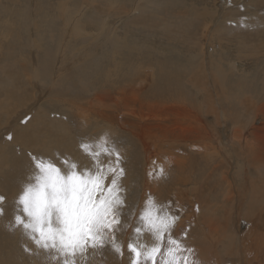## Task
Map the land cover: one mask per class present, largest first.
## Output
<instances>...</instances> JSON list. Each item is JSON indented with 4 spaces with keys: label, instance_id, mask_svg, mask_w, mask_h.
<instances>
[{
    "label": "rangeland",
    "instance_id": "obj_1",
    "mask_svg": "<svg viewBox=\"0 0 264 264\" xmlns=\"http://www.w3.org/2000/svg\"><path fill=\"white\" fill-rule=\"evenodd\" d=\"M76 21L80 35L64 42L63 29ZM263 31L264 0H0V149L7 145L10 153L0 155L20 160L5 168L21 169L13 174L32 169L28 153L56 160L57 153L72 152L82 162L80 141L107 134L126 160L128 203L143 202L146 188L162 211L178 215L176 236L205 259L194 260L210 264L203 242L211 232L207 238L202 227L212 226L213 212L222 235L215 231L208 250L219 263L264 264ZM56 75L63 82L48 87ZM154 112L159 116L147 120ZM239 139L244 152L234 147ZM247 149L258 156L250 155V180L239 183ZM198 185L200 199H194L189 189ZM0 194L8 196L6 211L17 206ZM13 224L0 225V250L12 252L10 263L51 264ZM122 232L117 239L129 242L131 229ZM126 259L127 250L121 258L105 249L89 262Z\"/></svg>",
    "mask_w": 264,
    "mask_h": 264
},
{
    "label": "snow or ice",
    "instance_id": "obj_2",
    "mask_svg": "<svg viewBox=\"0 0 264 264\" xmlns=\"http://www.w3.org/2000/svg\"><path fill=\"white\" fill-rule=\"evenodd\" d=\"M79 148L86 162L59 153L56 160L28 153L32 171L15 197L19 211L10 227H20L54 264H90V255L105 249L121 258L127 250L130 264H188L194 250L174 234L179 216L162 211L151 194L142 204L128 203L126 160L116 142L109 144L103 134L96 141L82 139ZM6 201L0 194V216ZM128 228L133 236L125 249L117 234ZM145 236L151 242H139ZM24 249L31 253L27 245Z\"/></svg>",
    "mask_w": 264,
    "mask_h": 264
},
{
    "label": "bare ground",
    "instance_id": "obj_3",
    "mask_svg": "<svg viewBox=\"0 0 264 264\" xmlns=\"http://www.w3.org/2000/svg\"><path fill=\"white\" fill-rule=\"evenodd\" d=\"M116 2H118V0H115ZM68 4H70V2L68 3ZM64 5V4H63ZM71 5V4H70ZM252 12V11H251ZM234 13H235V10H234ZM234 13H232V14H234ZM68 16L70 17V16H72V12H70V10L68 11ZM190 19V18H189ZM191 20V19H190ZM239 20V19H238ZM241 22H242V20H241ZM68 24V23H67ZM82 25V23L80 22V25H79V22L78 21H76L74 24H73V29L72 28H70V27H65L64 29H63V31H64V42H67V38H69V36L71 35L72 37H75V36H77V35H80V31H82V29H81V26ZM38 30H40V29H38ZM74 30V31H73ZM243 30V29H242ZM239 31V30H238ZM257 31V30H256ZM217 32V31H216ZM264 32V31H263ZM17 33V32H16ZM17 35V34H16ZM215 35V34H214ZM224 35V34H223ZM229 39V38H228ZM83 40V39H82ZM215 40V39H214ZM95 41V40H94ZM78 43H79V41H78ZM87 49V48H86ZM69 50V49H68ZM82 50H83V48H82ZM66 51L64 50V47L62 48V50H61V53L62 54H64ZM74 64V63H73ZM77 65V64H76ZM63 72H64V70H62L61 72H60V75L62 76V74H63ZM48 74V76H49V72L47 73ZM60 75H56L55 77H54V80H55V82L53 83V84H51L50 83V78L48 79L49 80V83H50V86H48V87H51V86H57V85H60L63 81H62V77L60 76ZM39 77H40V80H41V72L39 71ZM60 77V78H59ZM125 77V76H124ZM127 78V77H126ZM128 78H130V79H132L131 77H128ZM42 79H45L44 77H42ZM61 80V81H60ZM45 83V82H44ZM43 83V84H44ZM97 98L98 99H100V97L99 96H97ZM75 99V98H74ZM184 99V98H183ZM186 102V101H185ZM190 104H193L194 103V101H190L189 102ZM245 103H248V100L245 102ZM197 106H202L201 104H197ZM124 108H125V111H127L129 114H131V111H130V108H129V106L125 103L124 104ZM119 109V108H118ZM131 110H133L132 108H131ZM119 111H121V109H119V110H117V112H119ZM120 113V112H119ZM115 115V114H114ZM118 115V114H117ZM155 116H159V113H157V112H154L153 113V115L152 116H150V114H148V116H146V119L147 120H149L151 117H153V118H155ZM136 118H140L139 116H137ZM207 119V118H206ZM238 125V124H237ZM239 125H243V124H239ZM131 126L133 127L134 125L133 124H131ZM145 127H147V126H145ZM150 129V128H149ZM257 132H260V131H258V129H257ZM256 132V133H257ZM259 134V133H258ZM261 134V133H260ZM21 138H19V140H20ZM236 139V138H235ZM194 142H196L197 140L196 139H194L193 140ZM3 142V141H2ZM7 143V142H6ZM236 145H238V146H241V151H243L244 152V150H245V146H243L244 145V142H242L240 139H239V142L238 143H236L235 145H234V147H236ZM252 147H254L253 145H252ZM8 151V146L7 145H5V146H3V147H1V149H0V152H7ZM251 151V150H250ZM250 151H248V149H247V152H245V163L248 165L247 167V169L243 166V165H240L239 167H240V171L241 172H243L244 173V177L243 176H241V178H240V180H239V183H242L243 182V179L245 180V179H249L248 177H247V174L249 173V172H251V170H252V166H251V163H250V161H249V158H250V155L256 160V158H257V152H256V154L254 155L252 152H250ZM8 153L9 152H7V155H8ZM69 153V154H68ZM67 153V156L68 155H71V154H73L72 152H68ZM71 153V154H70ZM78 153H80V155L81 154H83V153H81V152H78ZM241 153V152H240ZM6 154V153H5ZM217 154H218V152H217ZM234 154H236L237 155V152L236 153H234ZM9 155H10V153H9ZM239 155H241L242 156V154H239ZM83 156H84V154H83ZM83 156H82V162H84V160H83ZM71 157V156H70ZM73 157V156H72ZM71 157V158H72ZM239 157V156H238ZM244 157V156H243ZM15 157H13V156H11V158L9 159V158H5L4 156H2V155H0V179L2 180V182H1V184H0V190L3 192V193H7V195H9V198H11L12 200H15V197H16V195H17V193L21 190V187H22V185L25 183V182H27V179H28V176L30 175V173H31V171H32V169H29V170H26L24 173H14L13 174V172L14 171H12V170H15V169H12L11 170V168H10V170L9 169H7V168H5V167H10L11 165H16V166H18L19 165V163H20V160L18 159V158H15ZM73 159H76V158H73ZM85 159V158H84ZM239 160V159H238ZM79 161H80V159H79ZM262 164H264V163H262ZM21 165V164H20ZM257 165V164H256ZM255 165V166H256ZM260 167V166H259ZM257 168H258V165H257ZM262 168H264L263 167V165H262ZM16 170H17V168H16ZM15 170V171H16ZM249 170V171H248ZM263 171H264V169H262ZM24 171V170H23ZM157 171H158V169H157ZM17 172H21V169H20V171H18L17 170ZM248 172V173H247ZM1 176H3L4 177V179H3V177H1ZM257 178H258V176H257ZM223 179V178H222ZM259 179V178H258ZM250 180V179H249ZM6 181H7V183H6ZM225 181V180H224ZM247 181V180H246ZM252 181V180H251ZM248 182V181H247ZM179 184H182V182H178ZM177 183V184H178ZM251 183V182H250ZM253 183V182H252ZM5 185H7V186H5ZM245 186V185H244ZM249 186V185H248ZM247 186V184H246V187L245 188H249ZM198 187H200V185H198L197 186V188H196V190L195 189H193V187H190V189H189V191H191V194H188V195H190V197H194V199L195 198H197V199H200L197 195H196V193H197V191H198ZM256 187V186H255ZM177 188V187H176ZM244 188V187H243ZM254 188V187H253ZM175 189V188H174ZM157 190V188H155L154 189V191H156ZM259 190V192H260V189H258ZM7 191V192H6ZM242 193V192H241ZM261 193V192H260ZM142 196H141V200L143 201L144 200V198L145 197H147L150 193H149V191L148 190H146V188L144 189V191L142 192ZM258 195V194H257ZM7 199H8V196H7ZM186 200H187V198H186ZM180 201H181V199H180ZM202 201V200H201ZM162 202V201H161ZM212 203V202H211ZM140 204H142V202L140 203ZM184 204H186L185 202H184ZM184 204H183V206H184ZM201 204V203H200ZM13 205V204H12ZM161 205V204H160ZM187 205V204H186ZM197 205L199 206V204H196L195 205V203H194V206H195V210H196V207H197ZM263 205V204H262ZM10 207V206H9ZM8 207V208H9ZM202 207V206H201ZM200 207V208H201ZM209 207V206H208ZM207 207V208H208ZM243 207V206H242ZM183 208V207H182ZM204 208V207H203ZM264 208V207H263ZM250 210V209H249ZM17 211H19V209H18V207L17 206H15V205H13V206H11V208L9 209V210H7L6 212H7V214H5V215H2V216H0V225L2 224V222H3V225H4V227H6L10 222H11V220L13 219V215L17 212ZM264 212V211H263ZM212 213L213 212H211L210 213V220H212V222H211V227H202V229L204 230V232H205V230L207 231V238H208V229H209V231L211 232V236L209 237V239H212V238H215V236L214 235H216L215 234V231H217V232H220V228H219V222L216 224L215 222H214V219H215V216L214 215H212ZM224 214V213H223ZM180 219V218H179ZM184 219V218H183ZM128 220V219H127ZM228 221V220H227ZM129 222H130V220H129ZM210 222V221H209ZM132 223V222H131ZM261 223H262V221H261ZM130 224V223H129ZM180 224H181V222H180V220H178V222L176 223V225H175V227L176 226H180ZM223 226V225H222ZM225 227V226H224ZM131 229V228H130ZM176 229H178V228H176ZM252 232V231H251ZM121 233V232H120ZM120 233H119V235H120ZM122 233H124V232H122ZM222 232H220L219 234L220 235H222L221 234ZM174 234L175 235H177L178 234V232L177 231H175L174 230ZM250 235H252V233L250 234ZM124 236V235H123ZM214 236V237H213ZM222 238H224L223 236H221ZM220 238V237H219ZM229 238V237H228ZM262 238V237H261ZM264 238V237H263ZM262 238V239H263ZM124 239V237L122 238V240ZM129 239V238H128ZM143 239V240H142ZM209 239L208 240H205L204 242H203V245L204 246H206V253H204V254H206L205 255V257H208V258H206V260H209V263L210 264H217V263H219V255L218 254H216V252H214V251H209L210 249H212V247H213V245L212 244H210V242H209ZM145 240H147V241H149V242H151V238L150 237H148V236H145L144 238H141V240L139 241V242H144ZM214 240V239H213ZM231 240V239H230ZM234 240V239H233ZM236 240V239H235ZM215 242L216 241H213V243L215 244ZM218 242H220L221 243V241H219V239H218ZM124 245H125V247H126V244L128 243L127 242V239H124ZM232 243V240H231V242L229 241L228 242V247H229V249H230V244ZM236 243V242H235ZM240 243H242V240H240ZM207 244V245H206ZM224 244V243H223ZM226 244V243H225ZM239 244V243H238ZM262 244H264V241H262ZM233 245V244H232ZM235 245V244H234ZM243 246L244 247H247L248 246V248H245V250H247V251H250L251 249H253L252 248V246H253V242L251 241V240H249V242H246V243H244L243 244ZM262 246V245H261ZM264 246V245H263ZM193 248H194V245H193ZM203 248H205V247H203ZM217 248V244H215V247L213 248V249H216ZM262 248V247H261ZM40 249V248H39ZM202 248H200V250H201ZM209 249V250H208ZM223 249H225V247L223 246ZM237 249V248H236ZM41 251H42V253H44L46 256L48 255V253H46L43 249H40ZM195 250V249H194ZM225 250H227V249H225ZM259 250H260V247H259ZM227 252V251H226ZM229 252L231 253V254H234L233 253V251L232 250H229ZM7 253V255L4 253V251L3 250H0V261H2L4 264H9L10 262L12 263V260L14 259V256H13V254H12V252H10V251H7L6 252ZM235 253H236V251H235ZM238 255V254H237ZM237 255L236 256H234V257H237ZM256 255V254H255ZM197 256H199L200 257V261H203V260H205V259H202V257H203V253L202 254H200V255H194V254H191V255H189V257H188V260H189V262H193V261H195L196 263L195 264H201V263H198V261L197 260H194L195 259V257H197ZM243 256V255H242ZM246 256V255H245ZM254 256V255H253ZM239 257L241 258V256H240V254H239ZM192 259V260H191ZM214 260H215V262H214ZM243 260V259H242ZM246 260V259H245ZM51 264H54V261L51 259V257H50V255H49V260H48ZM235 261V260H234ZM239 260H237V262H238ZM240 261H241V259H240ZM251 261V260H250ZM10 263V264H11ZM240 263V262H239ZM238 263V264H239ZM42 264H45L44 262H42ZM126 264H130V262H129V259H126ZM220 264V263H219ZM250 264V263H249Z\"/></svg>",
    "mask_w": 264,
    "mask_h": 264
},
{
    "label": "crops",
    "instance_id": "obj_4",
    "mask_svg": "<svg viewBox=\"0 0 264 264\" xmlns=\"http://www.w3.org/2000/svg\"><path fill=\"white\" fill-rule=\"evenodd\" d=\"M232 18H234V17H232Z\"/></svg>",
    "mask_w": 264,
    "mask_h": 264
}]
</instances>
